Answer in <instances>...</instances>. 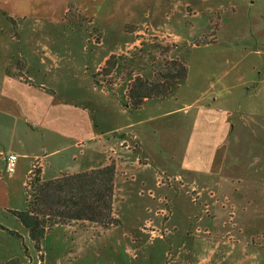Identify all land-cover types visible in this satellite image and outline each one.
I'll list each match as a JSON object with an SVG mask.
<instances>
[{
	"label": "crops",
	"instance_id": "0c3cea01",
	"mask_svg": "<svg viewBox=\"0 0 264 264\" xmlns=\"http://www.w3.org/2000/svg\"><path fill=\"white\" fill-rule=\"evenodd\" d=\"M229 1L234 8L230 15L244 12L250 19L249 32L255 27L254 31L264 33V0ZM187 8L196 12L195 18L200 17L202 0H0V225L6 229H0V264H54L66 257L67 249H60L53 261L46 253L48 241L62 242V234L55 235L57 227L46 234L38 251L28 230L12 214L8 216L25 209L26 182L38 160L43 181L102 168L107 166L105 152L115 143L120 153L119 146L126 142L124 131L132 130L138 138L135 155L121 156L130 160L128 164L132 160L142 163L138 183L150 186L156 170L186 179L202 180V171L218 175L224 160L237 159L229 152L233 141L229 136L264 135L263 44L206 45L218 46L220 51L216 61L222 63L210 66L220 70L216 81L203 88L202 70L194 83L188 67L187 79L176 96L149 100L134 116L125 106L111 117L130 121L125 126L116 127L107 120V108L95 103L89 89L83 90L90 85L89 79L96 82L94 76L112 55L127 54V50H111L108 39L115 38V48L121 47L126 44V27L138 30L145 23L153 24L149 31L157 29L152 37L167 39L160 32H169L174 27L170 24L179 23ZM72 10L97 25L106 40L89 56L85 35L66 30ZM137 30L133 34L142 35ZM198 48L202 46L193 47ZM13 61L24 64V77L16 75ZM88 69L93 70L89 78ZM121 130L119 136L110 138ZM10 155L18 159L16 167L7 172ZM67 228L73 237H89V231Z\"/></svg>",
	"mask_w": 264,
	"mask_h": 264
},
{
	"label": "rangeland",
	"instance_id": "374dc122",
	"mask_svg": "<svg viewBox=\"0 0 264 264\" xmlns=\"http://www.w3.org/2000/svg\"><path fill=\"white\" fill-rule=\"evenodd\" d=\"M218 1L202 0V15L198 18H195L194 10L187 8L179 23L170 24L174 27L169 32H160L159 35H165L167 39L152 37L150 34H157V29L149 31L148 27L153 25L150 23L139 24L138 30L135 26H127L126 44L116 48L115 38L106 41L102 30L91 20L82 19L77 10L70 12L66 30H77L85 35V54L89 56L93 48L105 41L110 47L112 44L111 50L121 49V52L127 50L129 53L124 58L126 66L120 71L122 75L116 70L111 72L110 80L115 81V85L96 84L89 79L90 85L83 87L94 94L96 104L107 108V120L113 121L111 117L125 110V106L132 116L138 112L127 105L126 84L131 74V78L139 74L151 77L163 62L178 59L186 61L194 83L202 70L204 88L216 81L220 71L210 68L220 55L218 46L206 45L219 43L224 46L233 41L241 45L244 41L254 46L264 45V33L254 31L255 27L252 31L255 35L249 32V16L242 11L230 15L234 12L232 3ZM222 18H226L223 23ZM136 30L142 35L135 36L133 32ZM158 44L169 51L154 57L151 52H159L155 49ZM199 46L202 48L193 49ZM220 61L217 63H222ZM12 64L16 75L24 77V64L17 61ZM94 69L97 70V66ZM92 72L86 71L87 78ZM113 122L116 127L130 123L124 120ZM122 131L111 133L110 138L119 136ZM124 132L126 142L119 146L120 153L116 152L118 147L114 143L104 154L105 164L113 163L116 167L114 214L120 225L109 229L96 226L86 229L74 225L53 227L49 233L57 227L55 235L62 234V242L48 241L46 253L50 255V261L60 249H67L66 257L54 264H264V135L229 136L233 140L229 142V152L237 159L224 160L220 168L223 172L218 175L202 171V180L186 179L180 174L156 170L154 183L141 186L137 170L142 163L132 160L128 164L130 160L121 156L135 155L138 138L132 130ZM82 144L84 142L78 144L79 150L84 148ZM40 164L38 160L34 171L40 170ZM8 216H12L11 213ZM67 226L76 231H89V237H73ZM22 247L25 250V246Z\"/></svg>",
	"mask_w": 264,
	"mask_h": 264
},
{
	"label": "trees",
	"instance_id": "16d2710c",
	"mask_svg": "<svg viewBox=\"0 0 264 264\" xmlns=\"http://www.w3.org/2000/svg\"><path fill=\"white\" fill-rule=\"evenodd\" d=\"M155 49L159 52H151L154 57L169 51V48L163 49L159 44L155 45ZM127 54L112 55L94 76L96 84L105 82L109 86L115 85V81L110 80L111 72L116 70L119 73L126 66L124 58ZM131 76L126 84L127 105L137 111L149 100H165L173 96L187 79L188 65L186 61L176 59L163 62L151 76L153 78L140 74ZM115 180L116 167L113 163L83 173L64 174L49 181H43L41 171L33 169L26 182L25 209L10 213L28 230L36 250L41 251L42 240L58 225L86 229L119 226L120 221L114 215ZM0 229L6 230L1 225ZM9 232L19 237L15 232Z\"/></svg>",
	"mask_w": 264,
	"mask_h": 264
},
{
	"label": "built area",
	"instance_id": "2783aa9c",
	"mask_svg": "<svg viewBox=\"0 0 264 264\" xmlns=\"http://www.w3.org/2000/svg\"><path fill=\"white\" fill-rule=\"evenodd\" d=\"M17 156L16 155H10L7 158L6 162V171L11 172L15 167H16V162H17ZM33 169H36V165L34 164Z\"/></svg>",
	"mask_w": 264,
	"mask_h": 264
}]
</instances>
